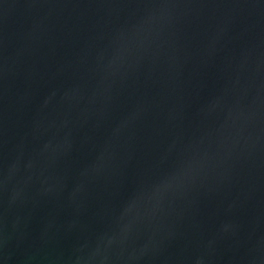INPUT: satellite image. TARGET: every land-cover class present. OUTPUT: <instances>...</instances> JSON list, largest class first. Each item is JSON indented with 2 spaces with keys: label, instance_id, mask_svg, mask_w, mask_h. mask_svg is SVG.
I'll list each match as a JSON object with an SVG mask.
<instances>
[{
  "label": "water",
  "instance_id": "95a60500",
  "mask_svg": "<svg viewBox=\"0 0 264 264\" xmlns=\"http://www.w3.org/2000/svg\"><path fill=\"white\" fill-rule=\"evenodd\" d=\"M0 264H264V0H0Z\"/></svg>",
  "mask_w": 264,
  "mask_h": 264
}]
</instances>
